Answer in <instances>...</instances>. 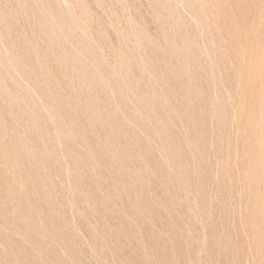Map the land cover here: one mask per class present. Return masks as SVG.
Instances as JSON below:
<instances>
[{
	"label": "rangeland",
	"instance_id": "rangeland-1",
	"mask_svg": "<svg viewBox=\"0 0 264 264\" xmlns=\"http://www.w3.org/2000/svg\"><path fill=\"white\" fill-rule=\"evenodd\" d=\"M0 264H264V0H0Z\"/></svg>",
	"mask_w": 264,
	"mask_h": 264
}]
</instances>
